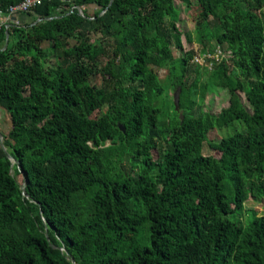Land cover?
<instances>
[{"label": "trees", "instance_id": "trees-1", "mask_svg": "<svg viewBox=\"0 0 264 264\" xmlns=\"http://www.w3.org/2000/svg\"><path fill=\"white\" fill-rule=\"evenodd\" d=\"M13 16L0 264H264V0H41ZM178 88L176 110L163 95ZM207 92L236 124L219 140Z\"/></svg>", "mask_w": 264, "mask_h": 264}, {"label": "rangeland", "instance_id": "rangeland-1", "mask_svg": "<svg viewBox=\"0 0 264 264\" xmlns=\"http://www.w3.org/2000/svg\"><path fill=\"white\" fill-rule=\"evenodd\" d=\"M179 13H180V18L182 21V24L187 27L189 30H192L194 25L192 20V14H193V9L192 10H187L186 6L183 5L181 2H177ZM182 38V45L184 51L190 49L191 47L194 48L196 52L199 51V46L197 44H192L191 46L185 42V37L181 36ZM174 54L176 56L179 55V51L174 49ZM198 63V62H197ZM202 65V67H205V65L201 62L199 63ZM158 77H159V82L163 84L169 83V77L167 75V70L166 69H158L156 70ZM204 71V70H203ZM207 80V75L203 74L202 75V82H206ZM167 95V97H166ZM173 91L171 89L165 90L164 95H163V101H166V98L169 100V102L173 101ZM228 95L223 94L222 92L218 93H213V92H207L205 99L202 103V110L208 112L210 115L213 116L215 119V129H213L209 133L210 139L214 140H219L220 138L224 137L225 135L228 134V132L231 130V128L236 127V124H231L230 126L224 125L228 120H231V116L226 114V110L228 108ZM223 124V125H222ZM11 126V120L10 116L8 113L4 110H0V128L4 131H9ZM221 128V129H220ZM204 152L206 154L210 155H216L215 149H209L207 146L204 149ZM153 155L156 156V152L153 151ZM215 163H212L210 168L205 172V175L202 177L201 181H209L212 182L213 175L217 171V167L215 166ZM18 180L20 181L21 178L18 177ZM246 209H253L255 212L258 214L262 213L263 211V204L259 200H255L250 198L249 200L246 201L245 203ZM248 212H244V218H247Z\"/></svg>", "mask_w": 264, "mask_h": 264}, {"label": "built area", "instance_id": "built-area-1", "mask_svg": "<svg viewBox=\"0 0 264 264\" xmlns=\"http://www.w3.org/2000/svg\"><path fill=\"white\" fill-rule=\"evenodd\" d=\"M41 0H22L20 3H18L17 5H11V7L9 8V13L7 15V17H5V21H0V29L3 25H5L7 23V21L9 20V18L11 19V21H13L12 19H14L13 15H15V13L18 11V10H21V11H26V10H30L31 8H33L34 6L40 4ZM5 27H7V25H5ZM206 58H209V59H213V58H217V57H214V56H195L194 58V61L195 62H198V63H205V59Z\"/></svg>", "mask_w": 264, "mask_h": 264}, {"label": "water", "instance_id": "water-1", "mask_svg": "<svg viewBox=\"0 0 264 264\" xmlns=\"http://www.w3.org/2000/svg\"><path fill=\"white\" fill-rule=\"evenodd\" d=\"M7 39H8V32L6 31V42H5V46L7 45ZM179 93H180V89L178 88L173 95V101L175 104V109H178V101H179ZM182 117V116H181ZM73 261V260H72ZM74 263V262H73ZM75 264V263H74Z\"/></svg>", "mask_w": 264, "mask_h": 264}, {"label": "crops", "instance_id": "crops-1", "mask_svg": "<svg viewBox=\"0 0 264 264\" xmlns=\"http://www.w3.org/2000/svg\"><path fill=\"white\" fill-rule=\"evenodd\" d=\"M0 21H4V22H6V21H5V17L0 15Z\"/></svg>", "mask_w": 264, "mask_h": 264}]
</instances>
